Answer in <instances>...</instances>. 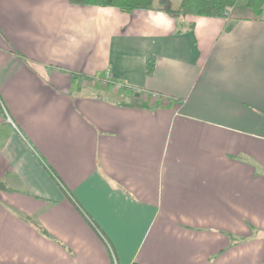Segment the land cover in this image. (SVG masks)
Here are the masks:
<instances>
[{"label":"crops","instance_id":"0c3cea01","mask_svg":"<svg viewBox=\"0 0 264 264\" xmlns=\"http://www.w3.org/2000/svg\"><path fill=\"white\" fill-rule=\"evenodd\" d=\"M224 25L0 0V264H264V22Z\"/></svg>","mask_w":264,"mask_h":264},{"label":"trees","instance_id":"16d2710c","mask_svg":"<svg viewBox=\"0 0 264 264\" xmlns=\"http://www.w3.org/2000/svg\"><path fill=\"white\" fill-rule=\"evenodd\" d=\"M81 5L113 6L125 13L138 9L162 11L174 18L187 15L223 18V30L229 31L241 20L264 22V0H179L174 5L173 0H70ZM192 25V24H190ZM179 31V30H178ZM146 74L154 71L155 58H146ZM7 188L0 183V188Z\"/></svg>","mask_w":264,"mask_h":264},{"label":"rangeland","instance_id":"374dc122","mask_svg":"<svg viewBox=\"0 0 264 264\" xmlns=\"http://www.w3.org/2000/svg\"><path fill=\"white\" fill-rule=\"evenodd\" d=\"M174 1V5H177L179 0H173ZM241 1H244V0H241Z\"/></svg>","mask_w":264,"mask_h":264}]
</instances>
